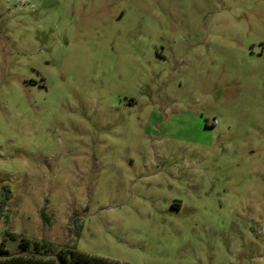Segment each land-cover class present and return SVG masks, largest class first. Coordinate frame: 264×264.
<instances>
[{"label": "rangeland", "instance_id": "1", "mask_svg": "<svg viewBox=\"0 0 264 264\" xmlns=\"http://www.w3.org/2000/svg\"><path fill=\"white\" fill-rule=\"evenodd\" d=\"M4 240L264 264V0H0Z\"/></svg>", "mask_w": 264, "mask_h": 264}, {"label": "trees", "instance_id": "2", "mask_svg": "<svg viewBox=\"0 0 264 264\" xmlns=\"http://www.w3.org/2000/svg\"><path fill=\"white\" fill-rule=\"evenodd\" d=\"M31 245L32 241L30 239H22L21 247L23 249H29ZM35 248L39 250L38 254L31 256L23 254L12 255L6 248V240H4L0 248V264H129L90 255L77 249H69L57 253L50 248L47 242L42 244L35 243ZM39 248L43 251H40ZM47 252L51 253L49 257L45 256Z\"/></svg>", "mask_w": 264, "mask_h": 264}]
</instances>
